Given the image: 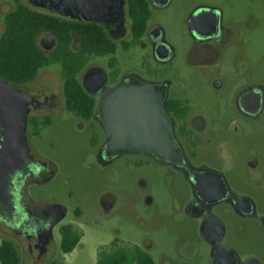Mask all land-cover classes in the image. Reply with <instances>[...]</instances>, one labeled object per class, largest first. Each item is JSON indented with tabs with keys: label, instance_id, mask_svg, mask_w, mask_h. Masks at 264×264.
I'll return each mask as SVG.
<instances>
[{
	"label": "rangeland",
	"instance_id": "374dc122",
	"mask_svg": "<svg viewBox=\"0 0 264 264\" xmlns=\"http://www.w3.org/2000/svg\"><path fill=\"white\" fill-rule=\"evenodd\" d=\"M20 4L35 10L27 0ZM200 6L221 11L227 31L223 41L198 43L192 37L188 17ZM16 7L14 0H0V38L5 16ZM150 24L163 30L165 42L175 52L171 63L160 68L190 101V118L199 123L200 147L189 161L220 172L231 190L255 203L256 215L251 218H240L225 203L217 205L215 215L226 227L222 240L242 262L255 259L264 264V225L256 220L264 217V132L234 105L239 89L251 83L264 86V0H171L167 7L151 9ZM130 40L129 35L123 43ZM195 50L202 51L197 61ZM149 54V48L125 50L119 42L114 58L93 59L87 67H103L111 75L112 87L120 77L141 75L143 60L147 67H155ZM216 80L222 81L223 89L215 90ZM30 86L55 95L59 107L53 113L42 109L29 116L30 147L55 171L46 181H29L26 195L42 208L58 205L66 212L54 226L53 241L42 256L38 249L30 250L36 239L28 240L1 225L0 245L11 242L21 264H96L99 251L111 250L113 243L139 247L156 264H214L200 220L187 213L193 189L183 174L146 155L126 154L103 164L99 152L106 135L94 115L83 120L66 110L59 65L41 69ZM101 97L94 96L96 105ZM260 120L264 122V109ZM260 125L264 128V123ZM64 225H73L82 234L70 254L61 250L59 230Z\"/></svg>",
	"mask_w": 264,
	"mask_h": 264
},
{
	"label": "water",
	"instance_id": "95a60500",
	"mask_svg": "<svg viewBox=\"0 0 264 264\" xmlns=\"http://www.w3.org/2000/svg\"><path fill=\"white\" fill-rule=\"evenodd\" d=\"M41 8L55 9L63 14L84 21H106L101 11L94 6L96 0H28ZM169 0H163L167 3ZM62 5L61 9H57ZM71 8L73 13H68ZM202 14L220 19L221 11L209 8ZM201 14V15H202ZM213 25L218 24L214 20ZM203 24L200 16L191 17L188 25L191 32H200ZM118 32L114 38L123 36ZM50 43L48 48H53ZM103 68H92L84 76L83 84L92 95L102 91V97L94 114L106 135L105 148L99 152L103 164H109L126 154L146 155L159 164L171 165L185 173L191 166L175 134V119L168 109V87L152 81H144L137 75H125L116 85L109 87ZM50 97L32 87L11 84L0 76V223L11 225L9 219L19 208L24 192V182L31 175L35 164L27 134L29 114L37 106L46 103ZM192 181L194 190H199L208 202L213 204L230 203L241 217H255L256 211L251 199L232 197L225 184L216 188L213 184ZM110 205V201L105 202ZM65 208L47 206L39 236V254L44 255L53 241V228L65 216ZM191 217H197V202L187 208ZM9 218V219H8ZM264 225V217H258ZM201 235L212 246L211 259L214 264H261L255 259L242 262L236 252L223 242L224 225L215 215H209Z\"/></svg>",
	"mask_w": 264,
	"mask_h": 264
},
{
	"label": "flooded vegetation",
	"instance_id": "af4514ba",
	"mask_svg": "<svg viewBox=\"0 0 264 264\" xmlns=\"http://www.w3.org/2000/svg\"><path fill=\"white\" fill-rule=\"evenodd\" d=\"M131 3H132V0H96L93 5L99 8V10L102 12L101 16L104 17L106 21H96V20L84 21V20H80L72 16H69L67 14L65 15L55 9L53 10L49 8L37 7L31 2H29V4H31L32 7L36 11L63 18L64 20L68 22L69 26L71 27L70 49L73 52L78 53L82 50V47H83L82 46L83 36L78 32L79 30H83L86 32V34H91V35H93L96 31H101L102 35L107 36L110 43L114 45L115 52L113 54L98 55L94 52H92L91 54H86V64H85L84 70L82 71L83 74L81 73L82 76H81L80 82L84 90L92 97L97 96V95H102V91L98 92L95 95L90 94L83 84L84 76L92 68H103L101 66L87 67L88 64L93 59L104 58L106 56H110L114 58L117 52V49H118L119 42H122V45L124 46L125 50H129L137 46H140L143 49H146V48L150 49L149 56L150 58L153 59L156 66L153 68H149L147 67L145 60H143L142 65H141V68H142L141 75H137V76L140 77L144 81L156 82L159 84L160 87L165 86L164 84H167L168 106H171V108H175V104L179 103L180 104L179 110L186 111V113L182 117L179 116L175 111L172 113L170 111L169 112L172 115V117L175 119V134L181 144L182 150L188 160L189 165L191 166V169L189 170V173H185L173 166L172 167L176 169L177 171H179L181 174H183L186 180L192 186L193 197L189 204H191L192 202H197V210L202 211V214H200L197 217H194L200 220L201 230H202V228H206L208 226V224L205 222L207 217L209 215H215L216 214L215 209L217 205L222 204L223 202L211 205V203L208 202L207 199L200 194L199 190H196V191L194 190L192 181L189 178H191L193 181L195 180L196 183H200V184L204 182L211 183L216 188H218L219 184L220 183L222 184L223 182V184L227 186L228 191L232 197L239 198L241 196H238L233 190H231L229 182H227L226 178L220 172H217L210 168L195 167L189 161L188 158L190 159L196 158L199 147H200V143L197 137L199 123H197L193 117L190 118V115H191L190 101L184 96L180 95L178 91H176V89L172 86V83L169 80L167 73L160 68L163 65L171 63V61L174 59L175 57L174 49L165 42L163 30L157 26L150 24L151 18L147 23V27L144 32V35L138 41L134 39V36L132 33L133 23L130 17ZM146 3L151 12L152 8L167 7L171 3V0H169L167 3H163V0H146ZM61 8H62V5L58 6L57 9H61ZM209 8H212V7L200 6L194 9L188 17L187 24L191 17L200 16V19L203 22V24L198 25V29L200 30L201 33L202 32L208 33L206 35L205 34L203 35V34H197L196 32L190 31L192 37L198 43H207L208 41H218V42L220 41L221 42L227 37V31L223 28V25H222V13H221L220 19L218 17L217 19H214L218 21V24L216 26H214L212 23L214 21L212 16H210L209 14H202V12H206ZM66 11L68 13H73L71 8H67ZM118 32L120 33L123 32L124 33L123 36L119 38H114V35H117ZM129 35L131 36V40L129 42L123 43L124 39H126ZM145 37L147 39L146 41L147 43L143 41ZM58 42H59L58 38L50 32H42L37 37V44L39 48L48 55L54 52V50L58 46ZM50 43H55L54 47L51 49L48 48ZM194 55H195L194 59L195 61H197L200 59V57H202V51L195 50ZM112 68H113L112 66L109 67L111 73L114 70ZM106 74L108 78L107 85L109 86V80L111 78V75L107 71H106ZM122 78L120 77V80ZM11 84H14V83H11ZM15 85H25V86L34 88L33 86H30V83L15 84ZM214 88L215 90L223 89L222 81L216 80L214 82ZM38 92L41 94H44L43 92H40V91ZM46 96L50 97V99L46 103L37 106V108H35L29 114V116L32 113L36 111H40L42 109H47V111L53 113L54 110L59 107V101L55 95H46ZM234 105L236 107L237 112L240 115L249 119L253 124H257L256 126L259 128H262L264 132V128L261 127L260 125L264 123L262 120H260V116L264 109V86L263 85L251 83L239 89L234 97ZM97 107L98 105H95V111ZM28 125H29V117H28ZM27 134H28V126H27ZM29 139L30 138L28 136V140ZM29 145H30V141H29ZM104 148H105V144L104 146L100 148V150ZM253 154L254 153L251 154V157L253 158L252 165L253 164L255 165L257 163V160L254 156L255 154L254 155ZM150 158L156 161L152 157ZM54 171L55 170L50 163L43 161L41 158L37 156V154H35V164L32 169L31 175H29L24 182V192L19 202V208L16 210L15 214L11 215V219L8 218L11 225H6L3 222L0 223L1 226L5 227L6 229H11L16 235H21L28 240L36 239L37 243L34 244L33 247L30 246V250L38 249L39 251V248H38L39 236L41 235V228H42V224L44 221L43 220L44 211L46 207L42 208L38 206L36 203H34L32 200H30L27 197L26 186L29 181L42 182V181H46L50 179L53 176ZM252 202L254 204L255 211H256L255 203L254 201ZM225 204L230 206L232 210L234 211L230 203H225ZM234 213L237 216H239L235 211ZM239 217L244 218L241 216ZM256 220H259V219H256ZM225 233H226V227L224 225V235ZM218 264H221V263H218Z\"/></svg>",
	"mask_w": 264,
	"mask_h": 264
},
{
	"label": "trees",
	"instance_id": "16d2710c",
	"mask_svg": "<svg viewBox=\"0 0 264 264\" xmlns=\"http://www.w3.org/2000/svg\"><path fill=\"white\" fill-rule=\"evenodd\" d=\"M14 1L17 7L5 16V30L0 38V76L14 84H27L34 80L41 69L59 65L64 80L66 110L83 120L91 119L95 113V99L84 90L79 75L84 70L86 54H113L114 45L101 31L91 35L79 30L83 36V47L80 52H73L70 49L71 27L66 20L30 9L20 4V0ZM130 17L133 23L132 33L138 41L144 35L151 18L146 0H132ZM42 32H50L59 40L57 48L49 55L37 44V37ZM179 106L180 104L176 103L175 108L168 106V109L182 117L186 111H180ZM59 231L62 252L72 253L80 243L82 234L73 225H64ZM116 244L113 243L109 251L100 250L96 264H156L147 251L139 247L127 248ZM0 262L21 264L16 248L9 241L4 240L0 245Z\"/></svg>",
	"mask_w": 264,
	"mask_h": 264
},
{
	"label": "crops",
	"instance_id": "0c3cea01",
	"mask_svg": "<svg viewBox=\"0 0 264 264\" xmlns=\"http://www.w3.org/2000/svg\"><path fill=\"white\" fill-rule=\"evenodd\" d=\"M234 212V211H233Z\"/></svg>",
	"mask_w": 264,
	"mask_h": 264
}]
</instances>
